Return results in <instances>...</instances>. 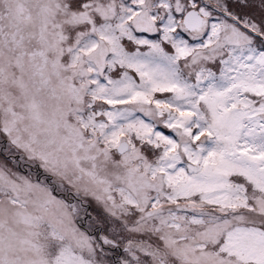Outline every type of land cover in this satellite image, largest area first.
Returning <instances> with one entry per match:
<instances>
[{
	"label": "snow or ice",
	"instance_id": "obj_1",
	"mask_svg": "<svg viewBox=\"0 0 264 264\" xmlns=\"http://www.w3.org/2000/svg\"><path fill=\"white\" fill-rule=\"evenodd\" d=\"M0 264H264V0H0Z\"/></svg>",
	"mask_w": 264,
	"mask_h": 264
}]
</instances>
